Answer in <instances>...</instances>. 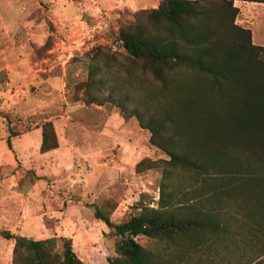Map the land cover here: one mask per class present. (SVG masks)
<instances>
[{
  "label": "trees",
  "instance_id": "obj_1",
  "mask_svg": "<svg viewBox=\"0 0 264 264\" xmlns=\"http://www.w3.org/2000/svg\"><path fill=\"white\" fill-rule=\"evenodd\" d=\"M234 1L159 0L154 8L124 9L116 37L123 52L98 45L85 53L78 101L117 100L168 157L137 165L164 168L157 207L141 204L138 214L114 223V206H94V218L117 238L109 264H264V46L236 23ZM40 129V152L57 149L53 121ZM17 135L6 140L10 150ZM175 175L192 180L191 189L172 187ZM240 219L246 235L230 227ZM0 235L14 241L12 264H84L71 238ZM247 249L252 258L244 261Z\"/></svg>",
  "mask_w": 264,
  "mask_h": 264
},
{
  "label": "rangeland",
  "instance_id": "obj_2",
  "mask_svg": "<svg viewBox=\"0 0 264 264\" xmlns=\"http://www.w3.org/2000/svg\"><path fill=\"white\" fill-rule=\"evenodd\" d=\"M154 7L152 0H0V183L7 181L0 185V231L68 237L84 264H109L117 238L94 218V206H114V223L138 214L141 204L158 206L164 168L137 165L167 155L117 100L84 104L78 101L84 91L76 88L87 80L86 52L98 45L123 52L116 38L122 11ZM252 30L261 37L264 25ZM45 119L53 121L59 147L41 153ZM12 132L19 135L11 137L10 150ZM169 183L184 191L193 186L177 175ZM229 224L246 235L241 219ZM137 241L157 246L145 237ZM13 243L0 235V264H12ZM251 258L247 249L241 259Z\"/></svg>",
  "mask_w": 264,
  "mask_h": 264
},
{
  "label": "crops",
  "instance_id": "obj_3",
  "mask_svg": "<svg viewBox=\"0 0 264 264\" xmlns=\"http://www.w3.org/2000/svg\"><path fill=\"white\" fill-rule=\"evenodd\" d=\"M146 0H136L137 3L145 2ZM155 7L158 6L159 0H152ZM234 5L239 9V14L236 18V23L249 28L252 32L253 42L264 46V33L261 37H256L252 28L258 24L264 25V3L248 2L235 0ZM7 184V181H2L1 186ZM4 188H0V195H4Z\"/></svg>",
  "mask_w": 264,
  "mask_h": 264
}]
</instances>
